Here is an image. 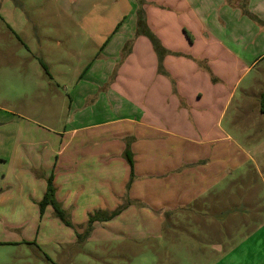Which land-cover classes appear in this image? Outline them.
<instances>
[{"label":"rangeland","instance_id":"obj_1","mask_svg":"<svg viewBox=\"0 0 264 264\" xmlns=\"http://www.w3.org/2000/svg\"><path fill=\"white\" fill-rule=\"evenodd\" d=\"M134 5V0H0V198L14 187L5 184L9 164L20 163L24 153L28 163H54L53 148L68 140L73 127L122 112L114 92L106 91L134 42L133 36L116 54L121 34L133 33ZM111 65L107 86L79 98L89 82L100 85L95 75L101 70L103 76ZM230 91L214 162L220 158L234 168L228 166V176L202 207L192 202L167 212L152 230L111 226L114 230L93 237V227L84 234L86 223L72 241L55 232L52 220L41 223V231L32 202L23 209L1 201L0 264H264V59Z\"/></svg>","mask_w":264,"mask_h":264},{"label":"crops","instance_id":"obj_2","mask_svg":"<svg viewBox=\"0 0 264 264\" xmlns=\"http://www.w3.org/2000/svg\"><path fill=\"white\" fill-rule=\"evenodd\" d=\"M142 2L146 28L162 55L147 37L136 35L139 6L134 0L133 33L128 38L129 32L121 34L116 54L133 36L134 42L106 91L108 96L114 92L122 112L114 119L73 127L68 140L53 148L54 163H28L24 153L20 163L9 164L11 178H5V184L14 187L0 202L13 207L28 208L29 202L38 206L46 180L53 176L55 200L72 228L51 219L53 210L47 207L41 216L37 210L41 231V223L52 220L57 234L74 241L89 217L121 207L124 211L112 220L91 225L93 237L122 226L131 232L139 226L152 230L167 212L192 202L202 207L201 201L228 176V166L234 168L219 163L220 158L214 162L219 155V118L230 89L264 59V0ZM114 68L107 67L103 76L99 70L95 79L100 78V85L89 82V91L79 98L106 87ZM203 158L212 163H196Z\"/></svg>","mask_w":264,"mask_h":264},{"label":"trees","instance_id":"obj_3","mask_svg":"<svg viewBox=\"0 0 264 264\" xmlns=\"http://www.w3.org/2000/svg\"><path fill=\"white\" fill-rule=\"evenodd\" d=\"M138 8L136 11L137 16V23H136V35H143L149 39L151 42L154 50L156 51L157 55L160 57L162 55L159 45L156 41V39L153 37V35L147 30L145 21H144V11L142 9L143 2L142 0H137ZM42 68L47 72L46 66L41 62ZM260 110L264 114V94L261 97L260 100ZM125 159L127 163L129 164L130 168L132 169V161L130 159V156H128V151L125 152ZM53 176L50 175L46 180V191L42 198V200L38 203L39 213L40 216L43 214L44 210L47 207H51L53 210V216L57 218L65 227L72 228V224L65 214V212L61 209L60 205L55 200V190L52 185ZM121 208L111 212V213H95L93 216L88 218L87 221V231L84 233H88L91 230V225L96 221H109L116 216L119 215L121 212ZM79 235H77L78 237Z\"/></svg>","mask_w":264,"mask_h":264}]
</instances>
